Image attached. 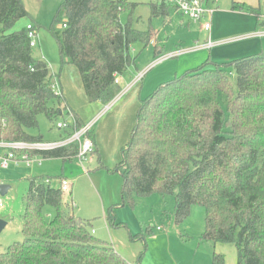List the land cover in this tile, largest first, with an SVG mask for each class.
Instances as JSON below:
<instances>
[{
	"label": "trees",
	"instance_id": "trees-1",
	"mask_svg": "<svg viewBox=\"0 0 264 264\" xmlns=\"http://www.w3.org/2000/svg\"><path fill=\"white\" fill-rule=\"evenodd\" d=\"M127 5L126 0H66L55 16L62 30L53 31L61 60L77 69L90 103L112 102L121 92L117 78L134 64L131 47L155 43L151 27L143 31L132 20L121 23ZM171 7L166 0L153 4L152 17H167ZM233 9L243 6L234 3ZM27 16L23 0H0V119L5 121L0 140L6 142L41 141L29 131L39 128L42 114L54 121L70 113L77 127L85 125L69 109L62 89L57 92L60 76L34 58L27 27L13 30ZM210 64L140 99L117 169L122 200L132 204L133 195H172L178 224L193 206H201L202 240L234 245L236 264H264V53ZM89 136L95 144L93 131ZM78 152L76 142L31 154L67 162ZM49 178L50 184L40 177L30 181L21 217L24 240L1 252L0 264H132L93 234L91 220L75 215L60 189L62 178ZM46 206L55 211L51 221L43 213ZM108 219L121 226L112 214ZM224 263L214 252L212 264Z\"/></svg>",
	"mask_w": 264,
	"mask_h": 264
},
{
	"label": "rangeland",
	"instance_id": "rangeland-1",
	"mask_svg": "<svg viewBox=\"0 0 264 264\" xmlns=\"http://www.w3.org/2000/svg\"><path fill=\"white\" fill-rule=\"evenodd\" d=\"M65 1L23 0L29 16L20 19L13 30L28 25L38 29V46L32 49L33 56L44 60L51 73L60 76L56 85L58 92L66 86L68 94L77 99L83 120L88 123L96 119L92 129L98 154L74 157L67 162L61 158L44 159L41 156L38 157L41 163L31 166L12 164L6 169L0 167V184L11 186L6 195H0L4 204L0 208V218L9 222L0 234V253L11 244L24 240L21 217L26 209L29 178L51 177L66 178L73 183L72 195L69 193L68 199L75 202L74 213L82 219L91 220L95 236L110 242L132 264H212L214 252L224 256V264H236L237 250L234 245L202 240L206 227L203 207L193 206L190 215L178 224L174 214L176 200L172 195H133L132 204L129 201L123 203V178L117 169L123 160L122 151L130 141L139 104L122 111L121 98L109 104L90 103L88 100L85 103L80 74L74 66L62 62L59 45L53 35L54 30L62 31L54 19ZM162 1L126 0L128 5L120 15L122 24L132 20L135 28L145 31L151 27L155 32V43L148 46L136 43L131 47L134 64L123 76V91L127 85L138 80L133 86H141L139 94L142 99L149 97L161 84L189 71L210 63L211 66L226 65L246 57L242 55L241 47L250 43L251 39L264 41V0H218V18L216 22L213 20V25H217V39L209 35L210 31L202 33L199 22H190L176 14L172 7L167 17H152V5ZM234 3L241 4L243 9L234 10ZM248 7L256 9V12H249ZM208 40L215 44L211 50L204 48ZM229 79L235 87L234 74L229 75ZM79 93H82L81 100ZM95 105H99L98 108ZM59 122L72 123V120L65 116L50 121L42 114L39 116V128L29 133L43 136L41 141L44 142L60 139L64 130L62 132L57 128ZM6 152L0 147V157ZM43 213L51 221L55 211L46 206ZM110 214L115 223L121 225L119 228L109 221Z\"/></svg>",
	"mask_w": 264,
	"mask_h": 264
},
{
	"label": "built area",
	"instance_id": "built-area-1",
	"mask_svg": "<svg viewBox=\"0 0 264 264\" xmlns=\"http://www.w3.org/2000/svg\"><path fill=\"white\" fill-rule=\"evenodd\" d=\"M177 13L182 15L193 22L202 23L203 29L210 31L212 28V21L215 10L210 7L208 0H166ZM28 37L31 40V46L36 47L38 41V31L33 25H28ZM214 42L207 41L204 48L212 49ZM143 74H141V77ZM139 79V78H138ZM119 80H116L118 83ZM72 119L70 122H59L57 128L59 130H72V134L66 138L53 142L35 141V142H6L0 141V147L7 150L4 156L0 157V167L8 168L12 164H24L31 166L34 163H41V157L39 155L31 154L41 151H52L62 147H66L70 144L79 143V152L76 157L85 158L88 155H92L95 150V144L89 134L92 132L94 121L85 124L84 126L77 127L75 125V118L72 114L69 115ZM0 122L5 124L4 120L0 119ZM51 180L45 179V184H50ZM60 189L64 194H69L72 189V182L66 178H62L60 182ZM3 201L0 199V208L3 207ZM160 230V228H158Z\"/></svg>",
	"mask_w": 264,
	"mask_h": 264
},
{
	"label": "crops",
	"instance_id": "crops-1",
	"mask_svg": "<svg viewBox=\"0 0 264 264\" xmlns=\"http://www.w3.org/2000/svg\"><path fill=\"white\" fill-rule=\"evenodd\" d=\"M164 1V0H163ZM209 1V5H210V7L211 8H213L214 10H215V13H214V16H213V20L215 19V22H216V20H217V14H218V5H217V3H218V0H208ZM172 9H174L173 7H172ZM174 11H175V13L176 14H179V13H177L176 12V10L174 9ZM216 17V18H215ZM223 20V19H222ZM190 21V20H189ZM191 22V21H190ZM201 24V29L203 30V32L202 33H207V31L205 30V29H203V26H202V23H200ZM212 30V31H211ZM211 30H210V33H209V35L210 36H212L214 39H217L216 37H217V25L215 24V25H213V21H212V28H211ZM209 41V40H208ZM212 41V40H211ZM248 42H250V43H247L246 45H244V47H241V49H242V55H245L246 57L247 56H251V55H254V54H256V53H264V41H262V40H259L258 41V39H251L250 41H248ZM206 45V44H205ZM205 47V46H204ZM209 50H211V49H209ZM159 53H162L161 51L159 52ZM77 70V69H76ZM78 72V71H77ZM78 74H79V72H78ZM81 78V77H80ZM138 80H136V81H134L131 85H127V89L126 90H124L123 91V89L122 88H124V87H122V85L124 84L123 82V76H121V77H119V82H118V84L120 85V88H121V92H120V94L115 98V101H117L118 99H122V101H121V103L123 104L122 105V111H124L125 109H133L134 108V106H135V104H140V99H141V95L139 94V92H140V90H141V86H139V84H137V85H135V86H133L136 82H137ZM82 82V81H81ZM82 86H83V84H82ZM134 87H135V89H134ZM83 88V87H82ZM56 90H57V92H58V89H57V87H56ZM84 90V89H83ZM60 92V91H59ZM62 93H63V95L65 96V98H66V100H67V103H68V106H69V109H71V110H73L75 113H77L78 114V116L80 117V119H81V121H83V123H85V124H87L83 119L84 118H82V114L80 115L79 113H80V108L77 106V99L76 98H74V96H73V94L72 95H69L68 94V92H67V89H66V86L64 85L63 87H62V91H61ZM60 92V93H61ZM124 95H125V97H124ZM81 96H82V93H81V95H80V93H79V98H80V100H81ZM84 96H85V103L87 104V102H86V100H88L87 99V96H86V94H85V91H84ZM127 97H129V98H127ZM136 99H137V103H136ZM97 103H100V102H97ZM95 106H97V108H98V106L99 105H95ZM111 106V105H110ZM110 106H108V108L110 107ZM81 107H85V105H81ZM83 109V108H82ZM85 109V108H84ZM101 112V111H100ZM69 115H70V113H69ZM68 114H67V117H69L70 118V116H69ZM72 120V119H71ZM94 120H96L95 118H93V120H91V121H94ZM90 121V122H91ZM90 122H88V123H90ZM62 132H63V130H61ZM93 131V130H92ZM65 132V133H64ZM64 132H63V134H61L59 137H60V139H56V140H54V141H58V140H62L63 138H65V137H67V136H69V135H71L72 134V130H64ZM93 134H94V136H95V133H94V131H93ZM64 136V137H63ZM41 138H42V140H43V136H41ZM49 142H53V141H49ZM95 145H96V147H97V143H96V137H95ZM97 149V148H96ZM97 151H98V149H97ZM49 177H47V178H45V179H48ZM33 178L31 177V178H29V182L32 180ZM30 184V183H29ZM72 186H73V183H72ZM11 189V188H10ZM70 195H72V189H71V191H70ZM65 201H66V203H68L69 205H71L72 206V208H73V212H74V208H75V202H74V200L73 199H68V194L67 195H65ZM76 215V214H75ZM77 216V215H76ZM8 225H9V222H8ZM93 231V234L94 235H96V232H95V230H92ZM213 259V258H212Z\"/></svg>",
	"mask_w": 264,
	"mask_h": 264
},
{
	"label": "water",
	"instance_id": "water-1",
	"mask_svg": "<svg viewBox=\"0 0 264 264\" xmlns=\"http://www.w3.org/2000/svg\"><path fill=\"white\" fill-rule=\"evenodd\" d=\"M11 186L7 184H0V195L4 196L8 193ZM8 222L5 219L0 218V234L3 232L5 228H7Z\"/></svg>",
	"mask_w": 264,
	"mask_h": 264
}]
</instances>
